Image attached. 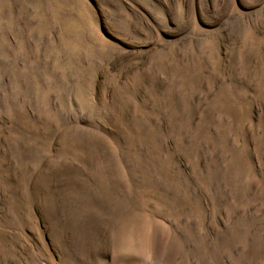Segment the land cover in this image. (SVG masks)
Masks as SVG:
<instances>
[{
  "label": "rangeland",
  "instance_id": "374dc122",
  "mask_svg": "<svg viewBox=\"0 0 264 264\" xmlns=\"http://www.w3.org/2000/svg\"><path fill=\"white\" fill-rule=\"evenodd\" d=\"M0 264H264V0H0Z\"/></svg>",
  "mask_w": 264,
  "mask_h": 264
}]
</instances>
